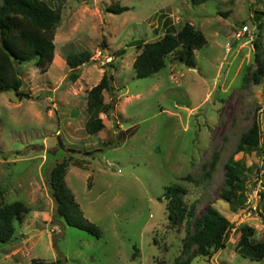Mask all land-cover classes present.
<instances>
[{
	"label": "rangeland",
	"instance_id": "rangeland-1",
	"mask_svg": "<svg viewBox=\"0 0 264 264\" xmlns=\"http://www.w3.org/2000/svg\"><path fill=\"white\" fill-rule=\"evenodd\" d=\"M44 1L60 9L53 59L45 73L34 61L19 66L21 91L30 98L0 92L1 200L27 208L11 242L0 243V264L32 258L172 264L186 229L192 230L191 222L173 226L168 220L162 193L172 184L183 187L193 219L211 204L233 223L224 248L190 264H264V258H244L235 249L243 225L253 227L255 240H264V150L235 152L255 118L264 148V77L253 80L264 62V14L257 13L264 12V0ZM111 3L128 10L107 12ZM184 23L206 38L194 50V69L173 52L158 72L137 78L136 41H154ZM243 25L249 33L236 38ZM81 50L91 58L72 80L64 56ZM105 70L113 76L114 109L109 116L99 114L102 130L87 134L86 93ZM112 95L104 91V103ZM64 156H72L66 185L84 217L101 231L99 238L63 221L55 224L47 176ZM230 156L243 167L245 180L232 203L220 196L227 189L224 165Z\"/></svg>",
	"mask_w": 264,
	"mask_h": 264
},
{
	"label": "trees",
	"instance_id": "trees-1",
	"mask_svg": "<svg viewBox=\"0 0 264 264\" xmlns=\"http://www.w3.org/2000/svg\"><path fill=\"white\" fill-rule=\"evenodd\" d=\"M192 4H201L208 0H190ZM128 10L127 6L111 3L106 11L119 14ZM264 14L262 11H257ZM256 16L261 21V16ZM60 20L59 7H51L44 0H1L0 2V92L14 91L19 98H30L31 95L21 91L23 81L19 75V66L24 62L34 61L39 72L45 73L54 56L55 29ZM260 28V25L258 24ZM206 43L204 34L190 23H184L175 32H166L161 38L154 41H136L140 52L133 61V68L137 78L150 76L165 66V58L174 52L178 61L190 68L195 66L194 50L203 47ZM258 48V44L254 41ZM121 49L119 53H123ZM264 55V45H263ZM257 57V56H256ZM91 53L87 50L70 52L64 56L66 65L70 69L69 77L76 79V70L89 62ZM258 59V57H257ZM114 67L112 61L107 63ZM264 77V62L258 63L253 71V80L260 83ZM113 76L105 70L100 80L86 93V113L84 130L87 134H97L104 128L103 113L109 116L114 109L115 94L112 91ZM113 93L108 103L103 101V92ZM60 146L63 147L60 142ZM264 150L261 145V130L258 119H254L248 130L241 134L235 152ZM90 153V152H89ZM72 156H64L51 167L47 176L50 195L54 202L55 224L63 221L65 224L86 231L99 238L101 231L87 220L76 201L74 194L67 187L65 181L66 167ZM224 182L227 189L221 191V198L233 202L237 192L244 188L243 167L232 156L224 165ZM183 187L172 184L166 186L162 196L167 200V217L171 225H180L191 222V229H186L182 238L181 252L172 264H190L196 256H211L225 247V238L233 223L221 214L213 205L206 206L204 211L193 219V208L187 207L183 200ZM0 189V243L11 242L15 223L20 222L26 206L21 201L4 203L1 200ZM193 219V220H192ZM254 229L249 225L240 228V236L235 244L238 254L244 258L260 261L264 258V240L253 238ZM27 264H61L60 259L44 261L32 258Z\"/></svg>",
	"mask_w": 264,
	"mask_h": 264
},
{
	"label": "built area",
	"instance_id": "built-area-1",
	"mask_svg": "<svg viewBox=\"0 0 264 264\" xmlns=\"http://www.w3.org/2000/svg\"><path fill=\"white\" fill-rule=\"evenodd\" d=\"M249 33V29L246 25H243L239 31H237L236 33H234L236 38H240L242 37L244 34ZM249 38H251V36H249Z\"/></svg>",
	"mask_w": 264,
	"mask_h": 264
},
{
	"label": "water",
	"instance_id": "water-1",
	"mask_svg": "<svg viewBox=\"0 0 264 264\" xmlns=\"http://www.w3.org/2000/svg\"><path fill=\"white\" fill-rule=\"evenodd\" d=\"M242 42L241 41H239L237 44H236V46L232 49V51H231V53H233L237 48H238V46H239V44H241ZM192 69H194V68H192ZM222 80V79H221ZM216 94V93H215Z\"/></svg>",
	"mask_w": 264,
	"mask_h": 264
}]
</instances>
